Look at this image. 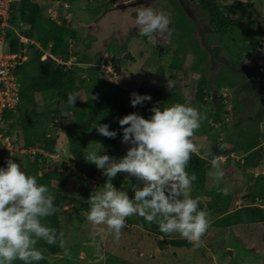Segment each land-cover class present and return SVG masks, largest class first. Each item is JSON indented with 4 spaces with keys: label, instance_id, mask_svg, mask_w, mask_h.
<instances>
[{
    "label": "rangeland",
    "instance_id": "rangeland-1",
    "mask_svg": "<svg viewBox=\"0 0 264 264\" xmlns=\"http://www.w3.org/2000/svg\"><path fill=\"white\" fill-rule=\"evenodd\" d=\"M37 1L43 8L44 17H50L45 12L48 7L64 12L62 2ZM217 1L221 4H237V12L232 16L236 23L256 19L264 31V0ZM138 3L128 5L135 6L133 9L136 13L141 7H150L168 16L171 35H166L163 42H158L159 37L150 41L148 37L140 36L135 18L121 13L120 10L111 18L110 11L103 9L104 0H93L88 3L86 0L71 1L69 11L76 13L74 24L81 22L84 30L77 31L78 37L81 33L87 38L82 54L80 42L73 44L74 51H77L76 59L79 58V61L86 58L94 59L101 52H106L107 54L102 53L103 58L101 57L99 61V66L101 65L103 70L108 68V73L101 75L102 79L117 86L114 89L118 96L117 100L129 106L132 112L137 111L130 105L131 93L141 92L140 87H143L144 93H148L152 88L167 91L170 84V90L183 95V104L197 109L204 117L191 139L197 146L195 153L208 162L202 183L207 194L194 196L196 192H192V187L189 191L191 197L202 205V210L207 213V219L211 223L217 214L224 212L221 205H224L223 199L228 198L226 195L231 197V202L236 206L248 202L245 199L246 194L260 191L264 195V173L261 178L259 176L255 178L264 171V48L253 50L247 42H239L235 52L238 50L241 58L231 56L219 44L218 35L209 27L207 14L200 9L195 0H138ZM16 13L12 24L19 30L22 26L19 14ZM40 23V27L43 28L45 24L42 19ZM92 27L95 28L91 30ZM29 43L30 41H25L24 47L26 48ZM174 51H179L182 55L180 70L169 67ZM31 56L32 50H25L24 59H30ZM59 56L63 61L70 59L66 52ZM114 57L115 60L120 59V70L117 74L112 67ZM74 60L72 59V62ZM63 65L66 67L68 63ZM90 71V68H85L84 73L88 75ZM201 78L209 85L208 100L204 105L194 103L192 106L190 101L195 96L197 83ZM40 95L45 103L55 99L52 92ZM84 97L85 93L80 91L78 98ZM220 97L230 109L229 116H226L228 126L224 128L225 130L221 129L223 122L215 123L210 117L211 109ZM59 122V120L56 124L51 122L47 131L50 134L57 133L59 127L64 126ZM223 133L225 137L220 146L226 147V150L220 151L222 149L213 142V138L221 137ZM84 137L85 149L80 160L85 161L83 156L88 152L98 151L103 154V149L98 144L102 143L101 137L94 127L87 130ZM5 139L2 137L0 142ZM259 143L260 149L255 150ZM121 144L124 147L125 144ZM59 146L60 154H50L46 157L52 165L58 164L61 160L59 170L66 166L63 171L67 178L64 185L67 202L60 212V222L65 233L63 238L65 248L61 253L51 256L49 264H105L107 256L111 257L109 264H264V222L258 221L241 222L224 229L209 226L201 237L202 246L175 248L160 247L158 240L162 236L149 233L144 228L141 230L138 224L133 222L143 218L134 215L126 218V227L121 230L119 240L114 239L112 235H105L101 239L96 235L94 226L86 220L85 213L89 207L86 200L92 188L100 186L99 181L103 184L106 177L91 164L96 169L95 177L76 181L70 176L72 171L78 177L85 175L76 170L73 162L65 159L67 145L60 142ZM14 147L13 154H2L0 159L5 161L11 156L15 162L20 163L24 171L27 149L22 147L21 136L17 138ZM34 151H36L34 148L28 150ZM230 152L234 155L233 158ZM242 152L247 153L243 155ZM213 156L218 157L216 167L211 163ZM121 157V154L113 156L117 161ZM256 170L258 172L255 173ZM221 173L224 175L221 176ZM118 175L123 177V183L116 187L131 196L138 181L128 178L125 174ZM53 185L56 186L57 182L54 181ZM215 197L218 198L214 203L217 205L209 208V201L213 203ZM255 202L260 205L264 203V199H257ZM84 204V207L81 206ZM166 237L182 238L179 234H166ZM65 249L69 255H65Z\"/></svg>",
    "mask_w": 264,
    "mask_h": 264
},
{
    "label": "trees",
    "instance_id": "trees-1",
    "mask_svg": "<svg viewBox=\"0 0 264 264\" xmlns=\"http://www.w3.org/2000/svg\"><path fill=\"white\" fill-rule=\"evenodd\" d=\"M197 5L202 9L208 18V24L212 32L218 35L219 44L231 56L241 58V53L235 48L239 42H247L249 47L253 50L257 48H264V31L256 19L243 21L240 24L236 23L232 16L237 12V4L225 3L221 4L217 0H195ZM16 12L19 14V21L22 28L19 30L10 29L7 33V38L10 43L11 50L19 51L20 40L22 37L37 41L43 50H48L53 56L60 55L66 52L69 39L76 40L77 33L67 23L57 22L50 17H44L43 8L37 0H18L14 11L13 20L16 17ZM41 19L45 26L41 28ZM236 28H239L237 31ZM40 30H44L43 32ZM238 49V47L236 48ZM26 50H32L30 59H25L19 63L15 74L19 83L18 87V101L14 110L9 109L3 113V123L0 125V131L4 138L11 139L13 145H16V140L21 136L22 147L27 149L25 172L29 175L37 176L38 183L46 185L49 189V194L54 197V204L58 208L55 215L45 218L42 223L50 228L57 229V245L49 246L43 240L38 241V249H47L45 259L38 262H31V264H49V258L57 255L63 251L58 243L61 239L60 232L62 230L60 222V212L67 202V196L64 189L66 184V176L64 167L59 170L60 162L51 164L47 160V155L60 154V142L67 145V160L75 164L77 171L82 172L85 177H78L75 173L70 174L76 181H82L83 178H94L96 169L90 163L80 160L81 154L85 149V133L91 127L98 124H109V131H117V136L114 139H109L100 135L103 154L110 157L122 156L126 154L129 145L122 143L123 132L118 124V119L132 113V110L126 104L119 102L116 94L117 86L110 81L102 79V74H96L93 69L91 73L82 76L85 66L72 65L66 68L63 64H59L55 59L46 57L41 59L43 51L36 48L34 44H28ZM120 59L113 60L112 67L115 71H119ZM169 67L175 70H180L182 67V55L179 51H174ZM87 68V67H86ZM103 87V88H102ZM141 92L138 94H148L152 97L150 102H145L143 106H137L134 109L140 112L144 118H149L151 112L149 109L153 105L170 106L175 103L183 104L184 97L181 93L170 90H159L152 88L148 93L143 92V87L139 88ZM83 91L85 97L83 99L77 98L75 105L68 102L69 94H76ZM91 91H94L91 93ZM45 92H52L55 99L49 103L44 102V98L40 95ZM209 85L203 78L198 80L197 88L194 98L190 101L193 106L194 103L204 105L208 100ZM95 97V99H93ZM211 100V99H210ZM222 97L218 98L217 102L211 109L213 122H223L221 129L225 130L228 126L227 117L230 110L227 108ZM65 110L66 115L62 116L61 111ZM64 118V119H63ZM59 120L63 127H59L57 133L50 134L48 126L52 122L56 124ZM213 142H217L213 138ZM34 148L36 151L28 152L29 149ZM122 151V152H121ZM8 154L4 144L0 142V155ZM66 154V153H65ZM68 154H71V156ZM63 158V154H61ZM65 161V160H62ZM5 161L0 159V166H4ZM207 161L204 157L193 153L190 162L186 168L189 175L195 174L197 179L192 182V192L194 196L198 194L206 195L203 190V176L207 166ZM88 168V169H86ZM86 169V170H84ZM261 180V179H260ZM57 182L54 186L53 182ZM113 184L120 187L123 183V177L118 175L113 181ZM259 188L260 183H258ZM99 185H103L99 181ZM257 185V183H256ZM255 185V186H256ZM200 186V187H199ZM263 192H253L246 194L245 199L248 202L240 206H236L231 202V197L223 199L224 205H221L223 213L217 214L215 219L209 223L218 229L233 227L241 222H264V203L256 204L257 199H264ZM209 194V193H208ZM220 196L223 197V195ZM219 198V194H218ZM215 197L213 203L209 201V208L214 207ZM81 206H85L81 205ZM198 208L202 210V205L199 203ZM133 223L142 225L149 233L161 235L162 238L158 240V245L179 247H191L193 244L189 243L184 238H169L166 234L160 232L159 227L155 223H146L143 219L134 221ZM106 263L109 264L110 256L106 257ZM14 262V261H13ZM13 264H23L16 261Z\"/></svg>",
    "mask_w": 264,
    "mask_h": 264
},
{
    "label": "clouds",
    "instance_id": "clouds-1",
    "mask_svg": "<svg viewBox=\"0 0 264 264\" xmlns=\"http://www.w3.org/2000/svg\"><path fill=\"white\" fill-rule=\"evenodd\" d=\"M61 18L64 17L61 15ZM135 24L138 34L150 41L171 35L168 16L150 7L138 10ZM21 39H24V45L25 41H30L29 44H34L46 57L55 59L59 64L68 63L66 68L75 63L69 58L63 61L59 55L53 56L35 40ZM21 57L22 61L25 60L23 55ZM170 88L168 84V90ZM77 98L76 94H69V104L74 106ZM151 100L148 94L133 92L130 105L135 108ZM149 111L151 115L147 119L138 112L118 119L123 132L122 143L129 145L119 161L98 151L83 156L106 177L103 185L93 187L89 193L86 220L94 226L96 235L101 239L112 235L119 240L121 230L126 227V218L138 215L147 223L157 224L160 232L179 234L194 247H200L209 221L207 213L198 208L199 201L190 195L189 189L197 177L189 175L186 168L191 155L197 152L191 138L204 117L197 109L180 103L153 105ZM94 128L98 134L109 139L117 136V131L108 130L107 123ZM98 144L103 148L102 143ZM217 162L218 157L213 156V167L217 166ZM118 174L138 181L131 196L113 184ZM57 211L48 187L39 184L37 176L27 174L20 163L9 156L4 166H0V264H13L16 260L31 264L44 260L47 249H38L37 243L43 240L46 245H57V229L45 226L42 221ZM138 227L142 230L143 226ZM63 236L60 232L58 245L61 248H65ZM65 255H69L66 249Z\"/></svg>",
    "mask_w": 264,
    "mask_h": 264
},
{
    "label": "built area",
    "instance_id": "built-area-1",
    "mask_svg": "<svg viewBox=\"0 0 264 264\" xmlns=\"http://www.w3.org/2000/svg\"><path fill=\"white\" fill-rule=\"evenodd\" d=\"M51 2H62L63 8L69 7V0H50ZM18 0H0V125L3 123V113L6 110H14L18 101V87L19 83L15 71L22 61L20 51H14L10 48V43L7 38V33L10 29L15 30L12 21L14 17V11ZM48 14L55 18L51 7L47 8ZM66 17V15H64ZM46 54L41 55V59H45ZM3 135L0 131V140ZM4 147L11 155L14 152V145L8 137L2 141Z\"/></svg>",
    "mask_w": 264,
    "mask_h": 264
},
{
    "label": "crops",
    "instance_id": "crops-1",
    "mask_svg": "<svg viewBox=\"0 0 264 264\" xmlns=\"http://www.w3.org/2000/svg\"><path fill=\"white\" fill-rule=\"evenodd\" d=\"M71 1H73V0H69V7L68 8H66V9H64L63 8V10H64V12H61V10L59 11V10H56L57 11V14H61L64 18H66V19H69L70 20V22H71V24L70 25H68V23H67V26L68 27H71V29L73 30V31H76V33H77V31H84L82 28H83V25L81 24V22H79L78 24L75 22V24H74V17H75V15H76V13L73 11V12H71V11H69V8H71ZM87 1V3L88 2H91V1H93V0H86ZM105 1V5H103L104 7H103V9H104V11H110V17L111 18H114L113 17V15H115V14H118V13H116L117 11H121V13L122 12H124V13H126L127 15H129V17H131V18H136V15H137V13H136V11L133 9V8H135V6H131L132 4H134V5H136L137 3H138V0H122V1H118V0H104ZM107 2V3H106ZM128 4H131V5H128ZM139 4V3H138ZM131 6V7H130ZM54 10V9H53ZM45 12H46V14H48V12H47V8L45 9ZM49 15V14H48ZM64 15H66V17L64 16ZM57 22H62V21H58V20H56ZM95 24H96V22H95ZM98 25V24H97ZM96 25V26H97ZM95 27H92L91 28V30L92 29H94ZM132 31V30H131ZM92 33H94V32H92ZM92 33H90V34H92ZM90 34H88L87 36H88V38H90ZM77 37H78V34H77ZM85 38H86V36H84L83 34H81V33H79V37L76 39V40H73V39H69V43H68V45H67V53H68V55H69V57H70V59L72 60V59H75L74 61L76 62V63H74V65H77V66H82V67H84L85 66V68L87 67V68H90V69H93L94 70V72H96V74H104L105 72H107V70H103L102 68V66L100 65L99 66V61H100V59H101V57L104 55V54H107L106 52H104L103 50V52H101L98 56H96V58H94V59H91V58H86V60H83V61H79V58H77L76 59V56H77V51H74V49H73V44L75 43V42H80V46L82 47V49H81V51H80V53L82 54V52L84 51L83 49H85V45H86V42H85ZM87 39V38H86ZM102 53H104L103 55H102ZM103 58V57H102ZM73 61V62H74ZM84 72H85V70H84ZM84 72H82V76H84L85 74H84ZM108 73V72H107ZM118 72L116 71L115 72V74H117ZM228 109H229V107H227ZM230 110V109H229ZM225 135V133H223L222 135H221V137H218V138H216L217 139V142H215L216 143V145H218L219 147H220V149H222V150H220V151H225L226 150V147H224V146H220L222 143H220L222 140H224V136ZM258 146H260V143L257 145V147H255V150L256 149H258ZM225 149V150H224ZM231 151V150H230ZM247 152H242V154L244 155V154H246ZM220 155V154H219ZM225 155V154H224ZM230 156L233 158L234 157V155L230 152ZM256 172H258L257 170L255 171V173ZM262 173H264V171H261V173L259 174V175H256L255 176V178L256 177H262ZM257 183V182H256Z\"/></svg>",
    "mask_w": 264,
    "mask_h": 264
},
{
    "label": "water",
    "instance_id": "water-1",
    "mask_svg": "<svg viewBox=\"0 0 264 264\" xmlns=\"http://www.w3.org/2000/svg\"><path fill=\"white\" fill-rule=\"evenodd\" d=\"M53 15L56 16V18H57L58 20H61L63 23H66V22H67L68 25L71 24V22H70L69 19L61 18V15H60V14H55V13H53ZM159 42H161V39L159 40ZM23 53H24V39H21V41H20V55L22 56ZM61 115H62V116L66 115V111H65V110H62V111H61Z\"/></svg>",
    "mask_w": 264,
    "mask_h": 264
},
{
    "label": "flooded vegetation",
    "instance_id": "flooded-vegetation-1",
    "mask_svg": "<svg viewBox=\"0 0 264 264\" xmlns=\"http://www.w3.org/2000/svg\"><path fill=\"white\" fill-rule=\"evenodd\" d=\"M161 39V38H160ZM164 41V39H161V42H163ZM159 42V41H158ZM208 48V47H207ZM217 100H218V98H217ZM217 102V101H216ZM215 102V103H216ZM258 149H260V146H258Z\"/></svg>",
    "mask_w": 264,
    "mask_h": 264
}]
</instances>
